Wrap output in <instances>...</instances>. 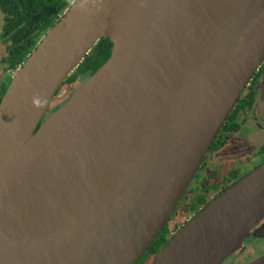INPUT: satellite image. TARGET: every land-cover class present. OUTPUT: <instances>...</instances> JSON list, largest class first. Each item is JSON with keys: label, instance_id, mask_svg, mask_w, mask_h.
<instances>
[{"label": "water", "instance_id": "water-1", "mask_svg": "<svg viewBox=\"0 0 264 264\" xmlns=\"http://www.w3.org/2000/svg\"><path fill=\"white\" fill-rule=\"evenodd\" d=\"M263 63L264 0H74L0 102V264H138ZM263 217L264 163L150 264H221Z\"/></svg>", "mask_w": 264, "mask_h": 264}, {"label": "flooded vegetation", "instance_id": "flooded-vegetation-1", "mask_svg": "<svg viewBox=\"0 0 264 264\" xmlns=\"http://www.w3.org/2000/svg\"><path fill=\"white\" fill-rule=\"evenodd\" d=\"M2 44H4L6 52H2L0 49V93L3 90L6 93L9 87L8 78L9 76L13 77L16 71L7 70L5 62L7 57V44L3 40ZM261 77L258 78L255 75L250 83V86H252V83H255L256 92ZM71 93L69 92L60 98H55L51 108L54 109L49 114L65 103ZM236 107L234 108L237 117L235 123L231 127H225L226 124L223 126L215 140V142L217 141L218 147H211L190 187L187 189L167 224L165 229L169 231V239L213 199L264 163V152L260 153V150L252 152V150H249L250 148L247 143L248 139H252L251 136L254 132L264 131V123L260 124L259 117H257L260 113L258 110H255V104L251 109L238 108L236 111ZM241 131H244L246 135L239 136ZM218 138L220 139L219 141ZM263 227L264 217L252 228L241 247L227 257L221 264H251L264 257V251L257 252L252 246L257 240L262 241V245H264V235L255 236ZM151 261L147 264H150Z\"/></svg>", "mask_w": 264, "mask_h": 264}, {"label": "trees", "instance_id": "trees-1", "mask_svg": "<svg viewBox=\"0 0 264 264\" xmlns=\"http://www.w3.org/2000/svg\"><path fill=\"white\" fill-rule=\"evenodd\" d=\"M74 0H0V13L3 14L2 40L7 44L6 66L9 71H17L28 55L41 41L43 36L64 14ZM113 45L109 39L101 40L86 57L82 64L64 81L60 94L70 88L74 91L89 79L110 58ZM264 75V63L256 77ZM255 83L238 102V108L251 109L256 102ZM5 90L0 93L1 97ZM54 107V106H53ZM54 109V108H53ZM51 109L50 112L53 110ZM237 117L234 113L225 127H231ZM221 138V137H220ZM220 139L218 138V141ZM217 146V141L213 145ZM264 152V144L260 153ZM169 239V231L165 229L155 240L149 251L138 264H147L165 246ZM147 258V259H146ZM146 259V260H145Z\"/></svg>", "mask_w": 264, "mask_h": 264}, {"label": "rangeland", "instance_id": "rangeland-1", "mask_svg": "<svg viewBox=\"0 0 264 264\" xmlns=\"http://www.w3.org/2000/svg\"><path fill=\"white\" fill-rule=\"evenodd\" d=\"M3 20H4V16L2 13H0V49L2 50V52H6L5 46L4 44H2ZM11 79L12 78L9 76L8 78L9 83L10 81H12ZM256 90H257V97H256V102H255V110H258L260 113L257 117H259V122L261 124V123H264V76L261 77ZM69 91H70V88L63 90L57 98H60L63 95L69 93ZM245 135L246 134L244 133V131H241L239 134V136H245ZM251 137L252 139H248V142H247L250 148L249 150H252V152H256L260 150L262 145L264 144V131H260V132L256 131L252 134ZM262 243H263L262 241L257 240L256 242H254V245L252 244V246L255 248V250H257V252L258 251L263 252L264 245H262ZM254 256H258V255H254ZM146 263H148V260Z\"/></svg>", "mask_w": 264, "mask_h": 264}]
</instances>
